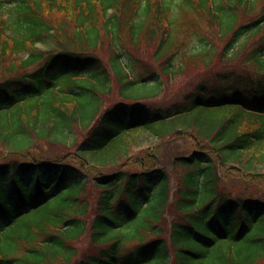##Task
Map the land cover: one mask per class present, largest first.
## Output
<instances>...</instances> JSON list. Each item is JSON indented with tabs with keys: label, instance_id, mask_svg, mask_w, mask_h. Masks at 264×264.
<instances>
[{
	"label": "trees",
	"instance_id": "obj_1",
	"mask_svg": "<svg viewBox=\"0 0 264 264\" xmlns=\"http://www.w3.org/2000/svg\"><path fill=\"white\" fill-rule=\"evenodd\" d=\"M178 138L165 237L170 177L138 153ZM232 174L264 187V0H0V264H264V193Z\"/></svg>",
	"mask_w": 264,
	"mask_h": 264
},
{
	"label": "rangeland",
	"instance_id": "obj_2",
	"mask_svg": "<svg viewBox=\"0 0 264 264\" xmlns=\"http://www.w3.org/2000/svg\"><path fill=\"white\" fill-rule=\"evenodd\" d=\"M180 38L185 39V35L181 34ZM184 91H186V87L185 89H177L175 93L168 88L164 93L163 99L167 101L177 100L184 93ZM109 101L111 103H116L118 101L116 94H113L109 98ZM75 134L76 138L79 141L84 137V135H82L81 133L75 132ZM188 143L190 142L185 141V139L183 138H178L175 140L169 139L164 142L156 143L154 146H143V151L138 153V157L140 159H143L140 154L144 153V151H150L149 154L158 158L159 162L156 167L163 169L165 168L170 177L171 195L168 201V207L166 211L167 213L165 215V218L163 219L164 227L166 229H164L165 237H169L168 233H170L171 226L176 223L181 217L177 206V200L179 198L178 190L184 187L183 177L189 171V169L183 166L179 167L175 165L174 159L181 156H189L191 154L192 150L191 148H189ZM54 144V146H43L37 152L41 153V155L44 156L58 157L64 155L67 156L69 154L68 152L73 151V149L71 150L70 148H68L66 144ZM122 165L123 164H121L119 167H122ZM119 167L118 165H116L115 167L102 169V171L104 173H109L110 171ZM133 170L136 171V169ZM220 190L225 192L223 193L224 195H229L233 199H236L238 196H240L241 194L238 195L237 193L238 191L242 190L245 191L243 193L252 195L251 197H263L262 193H264V187H260L259 185L245 184L239 179L238 176L233 174L230 176L229 180L222 182V185L219 187V191ZM96 198H98V191H94L93 189H91V191H89L86 195V199L90 200L91 202L92 214L96 205Z\"/></svg>",
	"mask_w": 264,
	"mask_h": 264
}]
</instances>
